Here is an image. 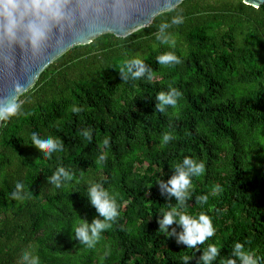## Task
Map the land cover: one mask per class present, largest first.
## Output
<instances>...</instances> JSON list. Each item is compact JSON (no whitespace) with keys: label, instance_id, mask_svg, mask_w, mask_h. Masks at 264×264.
Listing matches in <instances>:
<instances>
[{"label":"trees","instance_id":"obj_1","mask_svg":"<svg viewBox=\"0 0 264 264\" xmlns=\"http://www.w3.org/2000/svg\"><path fill=\"white\" fill-rule=\"evenodd\" d=\"M177 12L184 22L161 44L157 27ZM165 51L182 62L159 65L156 57ZM136 54L152 68V80H122L118 69ZM170 87L181 92L177 107L156 111V95ZM25 97L23 111L0 129V264H17L29 244L41 264H183L184 255L198 257L158 231L168 200L156 182L185 156L206 170L193 178L192 198L175 206L190 214L204 210L217 230L198 247L222 249L217 264L233 241L264 255V5L185 0L126 38L107 34L71 49L19 98ZM85 128L91 140L80 134ZM32 132L55 137L63 151L45 156L29 145ZM165 133L174 138L164 142ZM60 165L74 179L57 189L46 177ZM92 178L116 194L119 216L88 249L73 239L71 225L98 215L84 193ZM18 180L23 200L11 195ZM205 194L206 204L195 201Z\"/></svg>","mask_w":264,"mask_h":264},{"label":"clouds","instance_id":"obj_2","mask_svg":"<svg viewBox=\"0 0 264 264\" xmlns=\"http://www.w3.org/2000/svg\"><path fill=\"white\" fill-rule=\"evenodd\" d=\"M107 5L97 3L96 0H0V61L14 67L19 62L22 68H27V76L34 78L44 63L61 55L72 44H78L82 38L102 29L110 24L105 14ZM184 22L180 12L171 17L170 21L161 22L156 30L155 38L161 44H168L170 33L168 30L174 25ZM162 66L180 64L181 57L175 51H165L156 57ZM123 81L136 80L145 77L153 79L152 68L146 64L140 54L125 60L118 69ZM27 79L19 80L17 88L27 87ZM180 90L170 87L161 90L156 95L155 110L166 113L169 107L175 109L178 105ZM27 97L21 100L17 95L0 100V122L11 119L23 111ZM75 111L79 112L77 108ZM80 134L92 138L91 129L85 128ZM171 133L163 135L164 142L173 139ZM104 145L110 143L108 138ZM29 145L40 149L45 156L57 151H63V144L55 137L38 132L31 133ZM107 154L101 152L96 160L97 165H103ZM172 174L167 179H160V193L165 196L167 207L159 211L158 224L160 231L167 238H176L177 244L186 245L188 249H195L200 255L197 257L184 255L183 264H190L195 259L196 264H217L222 252L215 243H209L206 248H199L206 240L216 235L213 217L204 210L198 214H190L176 208V204L185 205L191 199L192 181L194 177L204 174L206 165L203 161L185 156L182 162L171 165ZM48 184L60 189L73 181L71 170L63 165L57 166L51 176L46 177ZM87 191L84 192L88 202L95 208L98 215L89 222L82 218L71 225L73 239L88 249L96 247L102 233L111 227V222L119 216L117 196L105 187L102 178H92L86 182ZM22 181L15 183V190L11 193L16 200H23L27 193ZM175 198L176 203L171 201ZM207 194L195 197L200 205L207 203ZM177 225L181 230L178 232ZM17 264H41L34 245L23 248L17 257ZM219 264H264V255H257L246 249L241 241H233L231 252Z\"/></svg>","mask_w":264,"mask_h":264},{"label":"water","instance_id":"obj_3","mask_svg":"<svg viewBox=\"0 0 264 264\" xmlns=\"http://www.w3.org/2000/svg\"><path fill=\"white\" fill-rule=\"evenodd\" d=\"M185 0H96L97 3L107 5L105 14L109 17L110 24H106L102 29L92 33L86 38H82L78 44L70 45L57 58L48 61L39 68L34 78L27 76L28 69L22 68L18 62L11 67L0 61V100L10 98L18 94V97L33 88L40 76L59 58L71 49L91 44L97 38L111 34L118 38H126L140 30L149 28L154 20L161 14L170 12L178 8ZM244 2L255 8L264 5V0H244ZM27 79V87L17 88L19 80ZM3 121L0 122V129Z\"/></svg>","mask_w":264,"mask_h":264}]
</instances>
